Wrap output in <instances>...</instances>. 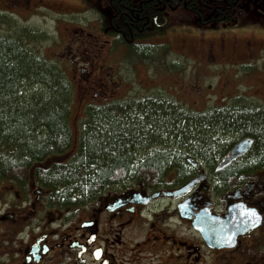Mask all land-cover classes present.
<instances>
[{
    "label": "flooded vegetation",
    "instance_id": "1",
    "mask_svg": "<svg viewBox=\"0 0 264 264\" xmlns=\"http://www.w3.org/2000/svg\"><path fill=\"white\" fill-rule=\"evenodd\" d=\"M37 2L0 0V7L19 5L14 11L22 13ZM192 2L107 0L105 31L127 33L131 43L148 39H139L145 31H165L171 13L194 15L203 25L205 11L238 15L251 5L264 14V0L224 1L225 9L200 10ZM97 87L96 80L95 94ZM250 150L229 162L230 151L220 153L213 165L172 151L186 163L109 183L86 200L62 206L50 205L47 190L34 182L10 183L19 197L0 215V264H264V167L243 166ZM233 207L250 211L254 226L241 233L227 227Z\"/></svg>",
    "mask_w": 264,
    "mask_h": 264
},
{
    "label": "trees",
    "instance_id": "2",
    "mask_svg": "<svg viewBox=\"0 0 264 264\" xmlns=\"http://www.w3.org/2000/svg\"><path fill=\"white\" fill-rule=\"evenodd\" d=\"M224 1L234 0H193L192 8L225 9ZM201 17L206 24L237 19L236 11H205ZM106 33L124 45H137V39L127 41V33L113 28ZM154 34L145 31L139 39ZM20 40L0 38V183L31 181L47 190L50 205H68L109 183L143 178L142 173L162 172L173 163L184 165L186 160L172 151L213 165L218 154L234 146L228 139L236 136L253 140L243 166L264 167V109L243 103L210 110L187 109L162 97L88 103L76 134L70 120L73 81L58 63ZM160 146L167 150H157Z\"/></svg>",
    "mask_w": 264,
    "mask_h": 264
},
{
    "label": "rangeland",
    "instance_id": "3",
    "mask_svg": "<svg viewBox=\"0 0 264 264\" xmlns=\"http://www.w3.org/2000/svg\"><path fill=\"white\" fill-rule=\"evenodd\" d=\"M35 1L22 13L14 11L19 5L0 7V38L17 36L28 50L63 67L74 83L70 120L76 134L88 103L162 97L191 110L238 103L264 109V14L254 6L236 20L204 25L194 15L171 13L165 31L131 47L106 33L107 0ZM9 184L0 183V215L17 204Z\"/></svg>",
    "mask_w": 264,
    "mask_h": 264
},
{
    "label": "water",
    "instance_id": "4",
    "mask_svg": "<svg viewBox=\"0 0 264 264\" xmlns=\"http://www.w3.org/2000/svg\"><path fill=\"white\" fill-rule=\"evenodd\" d=\"M252 144V139H242L231 149L230 156H228L226 161L229 162L240 157L251 148ZM250 214V211L241 210L239 207H233L230 210L226 226H231L233 228L232 231L235 230L237 233L244 232L248 228L254 226V223L249 220Z\"/></svg>",
    "mask_w": 264,
    "mask_h": 264
},
{
    "label": "bare ground",
    "instance_id": "5",
    "mask_svg": "<svg viewBox=\"0 0 264 264\" xmlns=\"http://www.w3.org/2000/svg\"><path fill=\"white\" fill-rule=\"evenodd\" d=\"M126 45V44H125ZM126 47V46H125ZM165 52H166V50H165ZM162 53H164V52H162ZM76 96V95H75ZM77 98V97H76ZM110 103V102H109ZM114 103V102H113ZM117 106V105H116ZM73 107V106H72ZM76 117V116H75ZM74 119V118H73ZM70 126V125H69ZM82 126H83V124H82ZM73 134V133H72ZM229 140H232V138H230ZM233 141V140H232ZM236 145V144H235ZM228 152V151H227ZM228 155V154H227Z\"/></svg>",
    "mask_w": 264,
    "mask_h": 264
}]
</instances>
